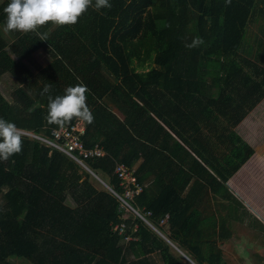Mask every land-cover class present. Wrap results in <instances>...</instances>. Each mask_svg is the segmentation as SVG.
<instances>
[{
    "label": "trees",
    "instance_id": "obj_1",
    "mask_svg": "<svg viewBox=\"0 0 264 264\" xmlns=\"http://www.w3.org/2000/svg\"><path fill=\"white\" fill-rule=\"evenodd\" d=\"M9 3L0 6V78L10 74L18 88L12 101L0 91V118L49 137L60 127L47 122L48 96L83 83L95 119L81 138L87 148L98 145L106 153L87 164L107 175L118 192L123 189L116 164L135 169L143 191L133 204L151 211L155 225L169 213L172 228L178 227L194 207L180 194L191 178L190 193L227 200L222 207L230 218L244 208L227 182L253 154L233 128L264 98L261 53H241L251 23L263 22L264 34V0H109L110 9L90 8L74 26L40 28L47 41L33 33L4 32ZM197 37L202 45L185 46ZM257 44L264 50L263 39ZM41 49L52 60L35 72L26 61ZM145 51L155 52V66L144 74L133 64ZM48 84L50 91L43 93ZM218 114L229 117L230 125L203 135V124L220 128ZM185 146L199 156L212 149L213 160L204 158L206 166ZM221 146L229 150L225 164L216 157ZM179 151L186 154L177 165ZM83 169L23 134L22 152L0 162V264H11L12 257L33 264L127 263L125 236L114 227L124 222L128 234L132 219L123 218L117 197L94 185ZM69 196L75 206L67 203ZM134 220L139 229L132 233L160 249V237ZM221 230L222 239L223 231L230 234L225 226ZM148 260L132 264H152Z\"/></svg>",
    "mask_w": 264,
    "mask_h": 264
},
{
    "label": "crops",
    "instance_id": "obj_2",
    "mask_svg": "<svg viewBox=\"0 0 264 264\" xmlns=\"http://www.w3.org/2000/svg\"><path fill=\"white\" fill-rule=\"evenodd\" d=\"M260 60L264 59L260 57ZM136 62H138L137 58ZM134 67L140 72L139 63ZM117 114L122 117L119 111ZM218 116L220 128H214L212 124H203L201 128L203 135H213L212 133L230 125L229 117L228 119L223 114ZM168 130L171 131L169 128ZM233 131L253 149L248 161L227 182L231 192L244 206L233 215L241 218L229 217V212L222 207V203H227V200H222L221 196L218 202L213 194L208 192L190 193L194 180L188 179L189 182L184 183V189L180 194L183 198L188 197L194 207L184 212L185 215L179 226L172 228L169 213L165 215L168 217L165 223H162L161 218L159 226L156 225L160 234L148 226L160 237V249L155 248L152 242H142L140 236L133 234L138 231L139 224L134 220L137 218L131 216L133 224L131 228L129 227L128 234L132 240L123 241L128 247L126 264H132L146 257L152 264H199L198 260L203 264H264V98L233 128ZM171 133L179 140L175 133L172 131ZM185 147L204 165H206L204 158L213 160L212 149L208 152L203 151V156H199L189 147ZM216 152L220 164L223 162L225 164L228 160L226 155L229 153L228 148L221 146ZM185 154V151L177 152V156L174 157L177 165L180 163L178 159H183ZM223 157L227 160H223ZM132 170L135 172V169ZM101 180L105 183L102 178ZM222 226L227 227L230 232L226 235L227 233L223 231V239L220 234ZM212 236L215 237L212 241L213 248ZM140 243L143 245L140 246ZM152 247L155 248L152 253L143 254V251Z\"/></svg>",
    "mask_w": 264,
    "mask_h": 264
},
{
    "label": "clouds",
    "instance_id": "obj_3",
    "mask_svg": "<svg viewBox=\"0 0 264 264\" xmlns=\"http://www.w3.org/2000/svg\"><path fill=\"white\" fill-rule=\"evenodd\" d=\"M90 8L96 11L110 9L111 4L109 0H10L4 8L7 20L3 30L6 33H33L39 36L40 41H47V33H41L40 28L49 24L53 27L74 26ZM202 44V38L197 37L185 46L191 49ZM50 88L51 84L45 85L43 93H48ZM88 91L86 85L78 83L67 87L62 96L53 98L49 95L47 122L60 128H64L73 119L85 125L93 124L95 117L87 104ZM22 150L23 129L0 118V162H9L12 156L20 154Z\"/></svg>",
    "mask_w": 264,
    "mask_h": 264
},
{
    "label": "built area",
    "instance_id": "obj_4",
    "mask_svg": "<svg viewBox=\"0 0 264 264\" xmlns=\"http://www.w3.org/2000/svg\"><path fill=\"white\" fill-rule=\"evenodd\" d=\"M86 130V125L76 121L71 126H65L64 128H55L51 132V136H43L35 133L34 131L23 130V134L33 139H38L45 145L57 149L67 156L71 157L79 165L92 173L95 177L100 178L99 175L90 168L87 164L89 159H97L106 155L105 151L95 145L92 148H87L82 141ZM114 173L120 179V185L122 192L116 191L109 183L105 182L107 189L111 191L119 200L122 209H124V219L134 216L137 219H141L148 226L156 231H159L156 225L151 220L152 212L145 208H139L133 203L136 197L143 191V186L139 183L134 171L123 163H117ZM101 179V178H100ZM128 214H130L128 216ZM168 217L162 219V223H165ZM127 224L121 223L114 227L115 231L125 236L126 241L132 240L129 234H127ZM160 232V231H159Z\"/></svg>",
    "mask_w": 264,
    "mask_h": 264
},
{
    "label": "rangeland",
    "instance_id": "obj_5",
    "mask_svg": "<svg viewBox=\"0 0 264 264\" xmlns=\"http://www.w3.org/2000/svg\"><path fill=\"white\" fill-rule=\"evenodd\" d=\"M6 1L7 0H0V6L2 4H4ZM261 21H263V20H261ZM262 23L263 22L256 21L254 23H251V25L248 27L247 32H246L244 47H243V50L241 51L242 54H248L247 53L248 51H251V50L253 51V50H257L258 49L259 53H261V57L264 58V52H263L264 50L260 49L259 48L260 46H258V44H257V40H259V39H263L264 40V34H263L261 26H260ZM51 60H52L51 56L45 50L41 49V50H38V51L34 52L33 56H32V59L31 60H27L26 63L33 71L37 72L39 67L46 66L47 64L50 63ZM138 63H139V71H140V73H144L145 74V73L149 72L155 65V52L154 51H152V52H146L145 51V53H142L140 55V57L138 59V62H136V63L134 62L133 65L138 64ZM17 88H18V82L10 74H6L2 78H0V91L4 95V97L6 99H8L9 101L13 100L14 92H15V90ZM83 170L87 171L85 168ZM87 172L91 175V180L94 183V185H96L99 189H105V188L107 189V186L104 183L99 181L89 171H87ZM98 175L106 183H109V177L107 175H105L103 173L102 174H98ZM67 203L69 205L75 206V203H74L73 199L71 198V196L68 197ZM129 215L130 214H128V216ZM152 230L160 234L159 227H158L159 231H156L155 229H152ZM8 261L11 264H33V263H31L30 261H28L26 259L17 258V257L9 258Z\"/></svg>",
    "mask_w": 264,
    "mask_h": 264
},
{
    "label": "water",
    "instance_id": "obj_6",
    "mask_svg": "<svg viewBox=\"0 0 264 264\" xmlns=\"http://www.w3.org/2000/svg\"><path fill=\"white\" fill-rule=\"evenodd\" d=\"M104 183V182H103ZM105 184V183H104Z\"/></svg>",
    "mask_w": 264,
    "mask_h": 264
},
{
    "label": "bare ground",
    "instance_id": "obj_7",
    "mask_svg": "<svg viewBox=\"0 0 264 264\" xmlns=\"http://www.w3.org/2000/svg\"><path fill=\"white\" fill-rule=\"evenodd\" d=\"M100 179V178H99Z\"/></svg>",
    "mask_w": 264,
    "mask_h": 264
}]
</instances>
